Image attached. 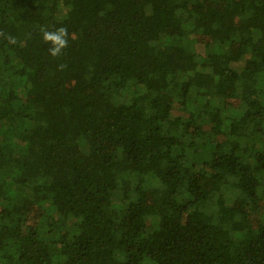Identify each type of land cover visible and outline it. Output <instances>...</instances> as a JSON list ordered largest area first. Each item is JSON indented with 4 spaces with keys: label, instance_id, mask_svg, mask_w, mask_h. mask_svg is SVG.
Returning a JSON list of instances; mask_svg holds the SVG:
<instances>
[{
    "label": "trees",
    "instance_id": "trees-1",
    "mask_svg": "<svg viewBox=\"0 0 264 264\" xmlns=\"http://www.w3.org/2000/svg\"><path fill=\"white\" fill-rule=\"evenodd\" d=\"M0 33V264H264V0H0Z\"/></svg>",
    "mask_w": 264,
    "mask_h": 264
},
{
    "label": "rangeland",
    "instance_id": "rangeland-1",
    "mask_svg": "<svg viewBox=\"0 0 264 264\" xmlns=\"http://www.w3.org/2000/svg\"><path fill=\"white\" fill-rule=\"evenodd\" d=\"M200 41L202 43H205L208 41V36L206 35H199ZM77 75L80 77L82 74V71L78 70L76 71ZM239 89H242L241 87ZM159 180L164 179V175H161V177L158 178ZM227 183L232 185L231 181H226ZM158 192L157 193H151L150 194V202L152 204L153 207L159 205V198L160 195L164 193L165 188L162 184V181L158 183ZM218 184L215 183V187ZM214 185L210 184L209 188H212ZM229 196H232L231 193L228 194ZM263 202H261L259 205V209L262 210L264 208V205L262 204ZM231 208H227V210H230ZM232 212L238 216L239 218H245V220L247 221V223L249 224L250 227V231H255L258 232L260 229V222L261 221V215L258 214H247L245 211L242 210L241 205H239L237 202H233L232 203ZM225 214H227V211H225ZM114 218L116 220V222L121 225L123 228H127L129 221L127 220V216H126V212H125V208L121 207L118 208L117 206L114 208ZM83 243H87L85 239L80 240L77 239L76 243H74L76 245L77 248L81 249L82 252H84L85 254H87L88 256H90L92 258V251H96L98 253L104 251L106 254H112L115 252V250H117V247H109V246H102V248L100 246H94L92 245V242H88L85 246L83 245ZM95 261V259H93ZM94 263V262H92Z\"/></svg>",
    "mask_w": 264,
    "mask_h": 264
},
{
    "label": "clouds",
    "instance_id": "clouds-1",
    "mask_svg": "<svg viewBox=\"0 0 264 264\" xmlns=\"http://www.w3.org/2000/svg\"><path fill=\"white\" fill-rule=\"evenodd\" d=\"M42 39L46 44H50L51 47L48 49L49 54L52 57H58L62 54L63 50L68 47V29L64 26L55 28V30H48L47 28L40 29ZM0 35H4L0 33ZM6 39L10 43H15V38L6 36Z\"/></svg>",
    "mask_w": 264,
    "mask_h": 264
}]
</instances>
